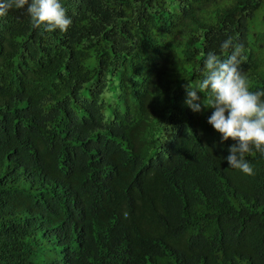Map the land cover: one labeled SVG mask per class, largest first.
<instances>
[{"label": "trees", "instance_id": "16d2710c", "mask_svg": "<svg viewBox=\"0 0 264 264\" xmlns=\"http://www.w3.org/2000/svg\"><path fill=\"white\" fill-rule=\"evenodd\" d=\"M60 2L0 18V264H264V154L185 103L229 37L264 92V0Z\"/></svg>", "mask_w": 264, "mask_h": 264}, {"label": "clouds", "instance_id": "9594fccd", "mask_svg": "<svg viewBox=\"0 0 264 264\" xmlns=\"http://www.w3.org/2000/svg\"><path fill=\"white\" fill-rule=\"evenodd\" d=\"M13 8L26 9L33 27L43 26L46 32L57 29L67 32L73 23L60 0H0V18L6 17ZM230 49V55L224 59L211 51L206 54L204 78L196 87L191 81L185 85V103L195 112L213 109L207 122L220 133L221 141L229 138L234 141L226 157L228 165L254 175L253 167L245 157L253 149L264 154V92L250 91L240 71V65L246 59L243 45L234 43L229 37L222 43L221 52L227 54ZM209 90L213 99L204 101L202 108L197 102L200 100L197 93Z\"/></svg>", "mask_w": 264, "mask_h": 264}]
</instances>
